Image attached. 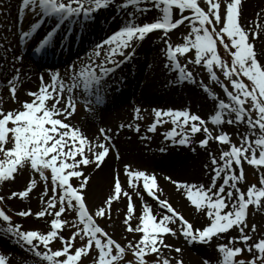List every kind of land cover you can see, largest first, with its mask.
I'll list each match as a JSON object with an SVG mask.
<instances>
[{"label":"snow or ice","instance_id":"6c2138e0","mask_svg":"<svg viewBox=\"0 0 264 264\" xmlns=\"http://www.w3.org/2000/svg\"><path fill=\"white\" fill-rule=\"evenodd\" d=\"M114 2L115 0H22L21 15L30 9L40 19L30 26L29 31H23L21 38L32 39L43 26L44 18H56L55 26L44 34L35 48L36 52H43L53 45L54 37L65 21L73 18L91 20L95 12L108 8ZM148 3L153 4L162 16L155 22L137 24V13L152 11L150 8L141 7ZM129 7L135 9L129 13L130 19L95 46V59L90 57L91 63L79 70L76 65H72L70 84L63 82L59 73L54 75L51 84L44 83V77L41 76L38 92L28 93L33 97L31 101L22 102L19 109L12 111L5 112L0 108V182L15 180L16 174L24 169L30 168L32 172L38 173L45 182V189L40 197L45 206L35 216L53 217L46 233L22 230V225H13L11 217L0 209V231L7 233L10 238L15 239L17 245L26 247L47 264H83L82 257L89 258L94 251L97 255L92 258V264H125L129 253L134 259L127 261V264H148L146 257L149 254H157L156 264H170L169 259L161 260L160 257L163 249L176 253L182 251L179 247L165 243L167 236L174 237L178 233L188 243L211 244L214 238L228 239V243L216 245L217 251L222 254V264H264V238L250 243L253 236L248 231L256 233L257 226L252 224L249 229L247 222L250 206H255L257 210L264 209V62L258 57L254 46V40L261 34L260 23L257 22L255 28H246L241 23V0H124L121 9ZM174 10L178 13V18L174 17ZM186 12L191 14L185 15ZM186 22L190 26V32L183 37L184 43L173 46L167 42L169 64L166 67L170 66L173 71L179 72L180 83L197 82L192 72L187 70V64L181 65L178 59L180 56L188 64L202 65L210 80L219 84L216 71L218 69L231 85L229 90L228 84H221L227 102L201 81L210 99L217 102L216 111L208 121L190 110L154 109L156 119L148 130L155 132L158 125L170 121L174 127L165 134V138L170 139L173 144L189 145L191 138L203 131L206 135L200 141L201 147H207L210 140L229 145L228 150L221 151L219 158L210 154V165L206 164L205 168L210 169L212 175L207 185L181 182L167 177L198 212L205 213L208 223L202 229L195 228L168 199L162 198L163 189L158 185L154 173L136 170L130 165H125L124 168L129 187L136 188L142 181L143 189L159 207L154 209L151 204L144 203L140 214L136 215L133 197L122 190L117 174L113 193L107 197L105 205L99 207L93 215L85 200L84 189L87 188L90 177L85 174L84 168L94 165L99 169L114 145L94 144L80 129L68 122L76 111L74 92L80 88L99 103L108 77L134 55V52L126 51L133 47V41H143L149 33L161 30L167 36ZM218 45H223L230 53V64L220 56ZM193 49L194 60L188 55ZM102 50L104 59L96 63ZM260 55L264 56V50H260ZM117 57H124V60H118ZM245 78L250 84L245 82ZM18 79L17 76L8 82L11 96L17 102L14 81ZM65 92L68 93L67 97ZM92 102V99L88 100V103ZM249 103L251 108L246 107ZM136 112V118L140 119V110L137 109ZM209 122L216 126L225 123L246 125L249 131L240 136L238 146L227 133L221 132L213 136L208 127ZM135 130L140 131L138 124ZM100 133L105 142L112 140V136L104 128L100 129ZM177 136L180 137L179 140L176 139ZM116 155L119 159L118 151ZM245 163L259 172L261 186L252 184L246 190L242 189L241 183H246ZM49 171L50 188L47 186L49 176L46 175ZM74 180L79 183H74ZM36 183L32 179L26 190L12 192L9 199L17 196L28 198ZM121 196L128 200L123 223L127 232L134 235V239L127 241L126 245L113 239L96 220V217L109 215L106 209L110 210L113 201L119 200ZM3 200L5 197L0 196V201ZM70 210L77 213L79 224L62 218ZM18 215L28 217L33 213L28 209ZM133 219L138 221L135 226L132 224ZM66 226L75 228L67 238L62 234ZM232 230H238L239 236L229 238L228 234ZM135 234L142 235L135 239ZM77 240L82 242L79 247ZM56 241L62 247L53 250L52 245ZM237 243L246 246L247 252L252 254L251 260L237 259L245 252L244 247L229 246ZM41 246L44 251H41ZM0 264H10L9 256L0 253ZM177 264H183V261L179 260ZM204 264L209 262L205 260Z\"/></svg>","mask_w":264,"mask_h":264},{"label":"bare ground","instance_id":"6f19581e","mask_svg":"<svg viewBox=\"0 0 264 264\" xmlns=\"http://www.w3.org/2000/svg\"><path fill=\"white\" fill-rule=\"evenodd\" d=\"M241 2L243 7L241 22L246 26L251 22H259L261 25V34L257 39V45L259 58L264 62V56L260 55V50H264V14L256 15L257 10H264L261 7L264 6V0H241ZM149 7L152 9L149 14L153 13V11L158 12V16L162 14L155 9L153 4L149 3ZM104 10L102 14L106 17L100 14L101 16H98L85 28L80 29L79 27H74L73 32L68 35L66 41L67 48L70 52L73 50L79 51L88 49L89 45L103 35L105 31L117 24L126 23L130 19V8L121 9L120 3L117 0ZM107 13L111 17H115L110 19ZM123 13H127L128 15L122 16ZM12 15H14V13H12ZM139 16L144 17L145 14L143 13ZM255 26L256 25L253 24L251 28H255ZM189 29L190 26H188L186 22L180 29L174 30V32L169 33L167 36H165L164 33L155 32L143 41H133V47L126 51L128 53H130L129 51L134 52V56L121 65L119 73L111 75L104 83L106 89L103 87V91L100 94L102 99L97 103L101 108L96 106L94 100L90 103L96 112V119L94 117L88 118L80 112L69 118L68 122L80 129L94 144L106 143L103 138L94 131L95 125H111L118 132V134L115 135V137H117L115 140V148L114 150L111 149V155L106 157L101 167L97 169L94 165H89L84 168L85 174L90 177L88 186L84 189L85 199L88 203L90 212L105 205L107 197L113 193L114 180L117 174L121 180L122 190L127 191L133 197L136 206V215L140 214V210L144 203L151 204L154 209L159 207L157 203L144 198L139 190L135 189L130 191V189H128L130 187L128 186L127 178L123 175L122 169H114L118 164L128 163L134 166H149V169L153 168L151 170L155 171L154 174L157 177V183L160 188L163 189L162 198L168 199L173 207L180 211L182 215L190 217L195 227L198 226V223L207 219L205 213L198 212L183 192L177 191L176 186L167 179V177H171L172 180L176 181L207 185L212 175L211 171L205 168L207 150L211 151L217 149L221 152L222 150H227V146H219L215 142H211L209 146L201 147L195 144V136L191 138V143L189 145L193 150H191V148L181 147L179 143L173 144L170 139L165 138V134L170 132L174 127L170 121L168 122L167 128H162L153 135L149 134V137L145 141H141L137 135L128 132L127 129L128 125H131L130 122H141V124L146 122V124L148 123L150 126L156 119L155 112L153 111L154 106L161 105H185V108L191 109L192 112L198 113L203 119L208 121L210 116L213 115L211 111H216L217 102L210 99L209 94L204 91L200 83L201 81H203V84H208L212 92L217 94L221 99H224L221 91L218 89L215 82L210 80L202 66L188 64L183 61L187 64V70L191 71L195 77L196 83H191L189 81L183 83L178 82L179 72L173 71L170 66L166 67V65L169 64L167 54L164 52V48L167 45L166 42L172 41L173 39L184 41L183 37L186 35L183 34H186ZM74 41H78L76 48L73 47ZM11 42L13 46H15L14 41L11 40ZM13 51H17V49L13 48ZM50 51H53V54L59 53L57 48L54 50L53 45L50 46ZM84 57L87 61H91L90 57L94 58V56L92 57V52L89 51L85 53ZM103 59L104 53L96 63H100ZM79 64V61L74 62L76 67H79ZM0 74V83L10 76L6 69H2ZM36 81L34 73L21 70L19 79L14 81L19 102L12 98L10 89H8L0 92V103L2 99L4 102L8 101V106L10 107H13V105H21V102L27 98L28 90L32 87H36ZM116 84L122 86V88L118 90ZM84 95L85 94L80 88L74 92V97H81ZM86 99H92L91 94L87 95ZM133 103H137L140 106V119L136 118L137 114H135V112L133 114ZM232 118L234 119V115ZM121 125L124 127H121ZM208 127L213 132L217 131L218 133L227 128L232 129L233 133L240 132L244 134L249 131L246 125H229L227 123L216 126L209 122ZM162 130H164V133H161ZM201 133H203V131ZM178 137L179 136L176 137L177 140H179ZM142 144H146V146ZM161 149H164V151H161ZM114 151L119 152L120 162L117 164H115V160L113 159ZM107 162L111 163L110 172H108L109 166ZM108 173H110L111 177L110 183H108ZM33 176V172L24 169L16 174L15 180L0 182V192L5 197L3 201L9 204L10 208L14 206L18 207L19 205H35L34 198L37 197L39 199L42 194L37 184L28 198L12 197L9 199L14 186L21 184L26 179H30ZM76 183L78 184L79 182L76 181ZM140 188L142 190L143 186H140ZM102 195H104L103 198ZM141 196L143 200H141ZM100 199L101 201L99 202ZM125 199L124 196H121L119 200L113 201L111 209H106L109 215L105 217H96L99 222L103 223L102 228L122 245H126L127 241L134 239V235L127 232L126 225L123 223L127 214V200L125 201ZM42 204V202L38 204V207ZM124 204L126 209H124ZM24 222L26 223L20 224L34 223L38 229L44 228L47 224L46 219L32 221L30 219H24ZM137 223V220H132L134 226ZM140 235L142 234H135V239H139ZM228 235L231 236L233 234L230 232ZM6 238V243H4L3 239H0V243H2L3 252L9 256L11 264L22 262L24 258L29 259V261L33 259L36 264H45L40 258H35V256L26 252L22 253V250L26 251L25 247L17 245L15 239L10 237ZM225 240V238L220 240L214 238L213 242L208 246L198 244L194 246L199 248L197 250L198 254L202 257L210 258L217 252L216 245L224 243ZM171 245L184 249L183 246L185 242L183 236H174L171 240ZM192 261L194 264V260Z\"/></svg>","mask_w":264,"mask_h":264},{"label":"rangeland","instance_id":"374dc122","mask_svg":"<svg viewBox=\"0 0 264 264\" xmlns=\"http://www.w3.org/2000/svg\"><path fill=\"white\" fill-rule=\"evenodd\" d=\"M261 7H262V9H264V6H261ZM258 14H264V10L263 11L262 10H257L256 11V15H258ZM176 16H178V13L176 14ZM253 24L256 25L257 23L251 22L248 26H246L244 24L243 25L246 26V28H251V26ZM188 33H189V31L186 32V35ZM257 39L254 40V46L257 49V54H258V57H259ZM182 43H184V41H175L173 44H174V46H176V45H180ZM218 52H219L220 56L230 64L231 55H230V53H228L224 49L223 45H218ZM194 53H195V50L193 49L192 53L189 55L191 59L195 58L194 57ZM216 71H217V75L219 76V79H220V83L219 84L215 83L216 86L218 87V89L219 90L221 89V86H220L221 83H225V84H228L229 90H231L230 82L225 79V77L223 76L222 72H220L218 69ZM245 82L250 84V82L247 81L246 78H245ZM221 91H222V89H221ZM224 99H227V97L224 96ZM246 107L251 108L250 103L248 105H246ZM253 118H255V113H253ZM225 131H227L229 136H231V140L239 146L240 136L243 135V133H240V132L233 133L232 129H229V128L225 129ZM257 134H259V129L257 130ZM253 138H255V137H253ZM111 163H112V161H111ZM111 163L107 162V165L109 166L108 172H110ZM147 168H149V166ZM245 172H246V183L245 182L241 183L240 186L242 187V189L246 190V188L251 186L252 184H257V186H261L259 184V176H260V174H259V172H257L256 169H254L252 166H249V165H247L245 163ZM108 177H109L108 183H110V181H111L110 173H108ZM220 182H222V181H220ZM143 196H144V198H147V200L149 199V197H147L146 195L143 194ZM103 197H104V195H102V198ZM100 201H101V199L99 200V202ZM25 208H28V207L24 206V209ZM185 218L188 219L191 223H193V220L190 217H185ZM247 222L249 224V229H250L252 224H255L257 226V232L256 233H252L250 230L248 231V234L253 236V241H251L250 243H254V242L258 241L260 238H264V209L257 210L255 208V206H250L249 217H248V221ZM207 223H208V220L205 219L203 222L198 223L197 227H195V226L194 227L202 229L203 227H205L207 225ZM171 226L174 227V228L177 227V225H171ZM72 231H75V228L73 230H71L70 232L69 231L64 232L65 237L66 238L70 237ZM231 233L233 234L231 236H237V237L239 236L238 230H232ZM177 235H180V234L178 233ZM180 236H182V235H180ZM231 236H229V238ZM172 238H173V236H171V235L167 236L166 239H165V243L171 245ZM117 242H119V241H117ZM185 242H186L187 246H183L184 249L181 248L182 251L180 253H176L173 250L170 251L169 249H163V255H162V257H160V259L162 260L164 258H167V259H169L170 264H177V261H179V260H182L183 264H193L192 260H194V264H204L205 260H207L209 262V264H222V254L219 253L218 251L213 256H211L210 258L209 257H202L200 254L197 253V250L199 248L195 247L194 245H191L186 240H185ZM81 243L82 242L77 240V246L78 247L81 245ZM196 243H198L200 245H203L202 243H199V242H196ZM226 243H228V239L225 240L224 244H226ZM57 245L58 246L56 247V249L61 248L60 244L57 243ZM229 246L244 247L245 248V252L241 256H238L237 259H245V260H251L252 259V254L247 252L245 245L237 243L235 245H229ZM96 255H97V253L94 251V252H92L91 257H89V258L82 257L83 264H92V258L95 257ZM257 255H258V253H257ZM157 258H158L157 254H149L146 257V260L148 261V264H156ZM133 259H134V257L132 256L131 253H129L127 255V257H126L125 264H127V261H130V260H133Z\"/></svg>","mask_w":264,"mask_h":264}]
</instances>
